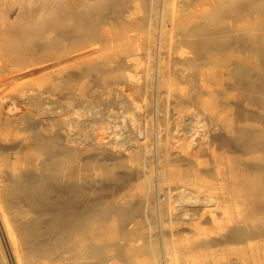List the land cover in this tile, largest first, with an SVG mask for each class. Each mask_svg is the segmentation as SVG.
<instances>
[{
	"label": "bare ground",
	"instance_id": "bare-ground-1",
	"mask_svg": "<svg viewBox=\"0 0 264 264\" xmlns=\"http://www.w3.org/2000/svg\"><path fill=\"white\" fill-rule=\"evenodd\" d=\"M0 223L15 264H264V0H0Z\"/></svg>",
	"mask_w": 264,
	"mask_h": 264
},
{
	"label": "rangeland",
	"instance_id": "rangeland-1",
	"mask_svg": "<svg viewBox=\"0 0 264 264\" xmlns=\"http://www.w3.org/2000/svg\"><path fill=\"white\" fill-rule=\"evenodd\" d=\"M0 240H1V243H3L2 246H4V250L6 252L9 264H15L14 257L11 253L12 252L11 248L9 246L7 239H6V236H5V233H4L3 228L1 226V223H0Z\"/></svg>",
	"mask_w": 264,
	"mask_h": 264
}]
</instances>
